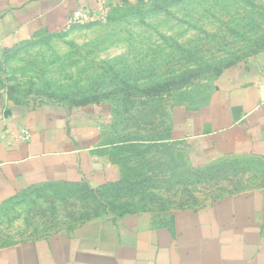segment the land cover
Returning a JSON list of instances; mask_svg holds the SVG:
<instances>
[{
    "label": "rangeland",
    "instance_id": "1",
    "mask_svg": "<svg viewBox=\"0 0 264 264\" xmlns=\"http://www.w3.org/2000/svg\"><path fill=\"white\" fill-rule=\"evenodd\" d=\"M263 46L264 0H153L114 7L95 24L41 33L8 50L0 58V101L70 108L88 101L108 108L101 151L119 180L97 200L81 186L26 190L0 209V247L107 212L164 213L258 186L246 163L189 164L186 151L168 140L166 115L174 104L209 91L217 69ZM190 74L189 87L173 85L159 98L135 90Z\"/></svg>",
    "mask_w": 264,
    "mask_h": 264
},
{
    "label": "crops",
    "instance_id": "2",
    "mask_svg": "<svg viewBox=\"0 0 264 264\" xmlns=\"http://www.w3.org/2000/svg\"><path fill=\"white\" fill-rule=\"evenodd\" d=\"M151 1L0 0V58L38 34L65 30L79 9ZM198 97L171 107L168 140L194 167L226 160L252 166L258 186L164 213L108 212L0 247V264H264V48L223 69ZM107 109L1 100L0 209L32 188L100 190L117 182V167L101 151L110 129Z\"/></svg>",
    "mask_w": 264,
    "mask_h": 264
},
{
    "label": "trees",
    "instance_id": "3",
    "mask_svg": "<svg viewBox=\"0 0 264 264\" xmlns=\"http://www.w3.org/2000/svg\"><path fill=\"white\" fill-rule=\"evenodd\" d=\"M264 48V46L263 47H261L260 49H263ZM259 50V49H258ZM239 62V61H238ZM235 63H237V62H234V63H230V64H228L227 66H225V67H223V68H221V69H217L216 71H215V77L216 76H218L220 73H221V71L223 70V69H225V68H227V67H229V66H231V65H233V64H235ZM194 78V75H189L188 77L187 76H185L184 78H182L181 79V81H176V82H174V81H172V82H169V81H166V82H163V83H157V84H155V85H153V86H148V87H145V88H138V89H135V90H140L141 91V93H143L145 96H147V98H150V99H155V98H159V97H161L162 95H164L165 93L166 94H168V93H170L171 91H172V89H173V85H176V86H180V85H182L181 87H179L178 89L179 90H182V89H184V88H187V87H189L192 83H191V81H192V79ZM169 87H171V88H169ZM181 88V89H180ZM89 104H91V103H88V101H86V102H84V104H81L80 106H87V105H89ZM65 185H67V186H70V187H72V188H75V187H85L88 191H89V194L91 195V197L92 198H94V199H96L97 200V198H98V194L99 193H101V191L103 190V189H106L108 186H106V187H104V188H102V189H96V190H93V189H90V188H88L86 185H84V184H65ZM64 185V186H65ZM55 186V185H54ZM56 186H60V185H56ZM111 186V185H110ZM101 196H102V194H101ZM130 212V211H129ZM131 212H135V211H131ZM118 213H127V211H125V212H118ZM99 214H101V213H99ZM99 214L97 215V214H95L96 216H94V217H98L99 216ZM104 214H108V212L107 213H104ZM91 218L90 217H88L87 219H83V220H81V222H79V223H84V222H86V221H89Z\"/></svg>",
    "mask_w": 264,
    "mask_h": 264
},
{
    "label": "built area",
    "instance_id": "4",
    "mask_svg": "<svg viewBox=\"0 0 264 264\" xmlns=\"http://www.w3.org/2000/svg\"><path fill=\"white\" fill-rule=\"evenodd\" d=\"M109 10H90V9H79L72 13L68 18V26H80V25H88L95 24L103 19H105L108 15ZM23 138L25 140L30 139V132L26 129L22 130Z\"/></svg>",
    "mask_w": 264,
    "mask_h": 264
}]
</instances>
